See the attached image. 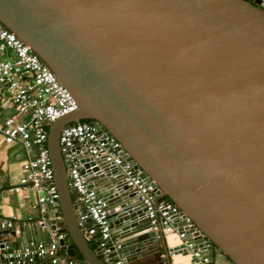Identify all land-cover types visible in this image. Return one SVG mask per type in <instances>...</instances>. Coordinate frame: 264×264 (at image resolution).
Instances as JSON below:
<instances>
[{"label": "water", "instance_id": "1", "mask_svg": "<svg viewBox=\"0 0 264 264\" xmlns=\"http://www.w3.org/2000/svg\"><path fill=\"white\" fill-rule=\"evenodd\" d=\"M0 22L75 100L47 137L63 256L105 264L82 228L89 220H77L58 140L63 126L90 119L120 142L156 198L176 204V225L197 247L264 264V0H0ZM81 160L108 178L111 228L122 238L151 228L116 166ZM144 233L136 246L121 243L137 247L129 262L157 241V231Z\"/></svg>", "mask_w": 264, "mask_h": 264}, {"label": "built area", "instance_id": "2", "mask_svg": "<svg viewBox=\"0 0 264 264\" xmlns=\"http://www.w3.org/2000/svg\"><path fill=\"white\" fill-rule=\"evenodd\" d=\"M0 85L14 108L12 114H0V133L4 142L18 141L27 151L37 146L36 152L23 162L18 184L12 188L14 192H20L30 182L34 183L36 198L33 207L37 215L19 224L21 229L16 225L15 218H0V230H8L0 235V264H79L76 259L61 254L59 239L64 235L57 232V228H51L58 222L60 211L59 193L47 143L50 123L73 111L75 100L30 46L1 22ZM58 140L69 187L76 196L73 203L76 205L77 220H89L82 228L90 235L89 241L93 240L94 249L100 251L105 264H129V261L120 252V240L112 237L108 201L91 184L95 175L88 174L83 167L81 159L84 153L104 156L105 164L118 168L125 184L137 190L141 196L151 228L160 232H176L183 247L190 253V264L232 263L227 255L215 247L206 253V250L195 245L185 227L176 225L180 220L176 204L166 198H156L153 187L140 177L142 170L133 169L123 156L120 142L102 129L98 122H71L61 128ZM186 224L192 225L187 217ZM24 228L32 233L46 232L49 237L41 239L33 236L21 245H13L10 236L22 234ZM219 256L223 258L222 262Z\"/></svg>", "mask_w": 264, "mask_h": 264}, {"label": "crops", "instance_id": "3", "mask_svg": "<svg viewBox=\"0 0 264 264\" xmlns=\"http://www.w3.org/2000/svg\"><path fill=\"white\" fill-rule=\"evenodd\" d=\"M12 113H14V108L8 99L7 93L0 85V114L8 115ZM35 152V147L31 151H27L18 141L11 143L4 142L3 136L0 133V218H15L19 229H21L19 224L32 220L37 215L33 207L36 198L35 188L32 182L20 192H14L12 188L18 184L23 162ZM82 155L81 153L80 157ZM91 184L100 195L107 196V188L109 186L107 177H94ZM73 195V201H76V196L74 193ZM145 230H151V228L147 227L141 229V231L137 230V232L131 233L125 238L119 235L118 228H112L111 234L114 239H119L122 244L123 242H130V246L133 247L146 237L145 233L140 234ZM33 236L41 239L49 237L46 232L35 231L32 233L30 229L24 228L22 234L11 235L10 241L13 245H21L25 240ZM89 244L94 249L93 240H90ZM182 245V240L176 232L157 231V241L146 245L147 248L143 251L132 253L136 255V259L131 260L129 264H190V253ZM125 248L122 247V254H128V252L137 249V247L128 250H125ZM168 249H172L173 251L171 252ZM206 253H209V251L206 250ZM61 254H64L63 251Z\"/></svg>", "mask_w": 264, "mask_h": 264}, {"label": "rangeland", "instance_id": "4", "mask_svg": "<svg viewBox=\"0 0 264 264\" xmlns=\"http://www.w3.org/2000/svg\"><path fill=\"white\" fill-rule=\"evenodd\" d=\"M218 258H219V260H220L221 262L223 261V258H222L221 256H219Z\"/></svg>", "mask_w": 264, "mask_h": 264}, {"label": "trees", "instance_id": "5", "mask_svg": "<svg viewBox=\"0 0 264 264\" xmlns=\"http://www.w3.org/2000/svg\"><path fill=\"white\" fill-rule=\"evenodd\" d=\"M83 120H90V119H83ZM213 250H214V249H213ZM213 250H212V251H213Z\"/></svg>", "mask_w": 264, "mask_h": 264}]
</instances>
